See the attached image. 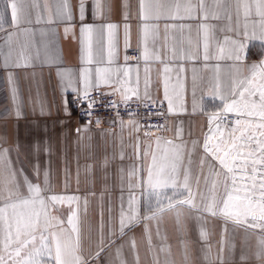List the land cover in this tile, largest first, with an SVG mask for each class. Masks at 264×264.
Here are the masks:
<instances>
[{
    "label": "crops",
    "instance_id": "crops-1",
    "mask_svg": "<svg viewBox=\"0 0 264 264\" xmlns=\"http://www.w3.org/2000/svg\"><path fill=\"white\" fill-rule=\"evenodd\" d=\"M40 9L33 8L30 0L26 3V14L31 24L22 26L24 30H14L11 27V10L5 9L6 31H16L11 49L3 44L6 32H0V149H10V157L17 170L23 169L24 174L33 183H43L44 172H49L51 192L48 194L76 195L80 197L81 247L82 255L88 259L94 256L100 247L104 250L98 260L92 264H119L115 260L116 249L123 245V258L127 264H220L221 241L223 239L224 264H239L241 245L244 241V231L237 229L231 222H225L216 217L207 216V222L189 218L187 210L179 224L173 213L165 212L158 221H141L131 230H126L124 236L118 232L121 207L128 208L129 176L133 169L146 170L155 152L159 161L163 155V143L157 147L156 138L172 140L176 144H186L193 149L192 141H197L195 154L197 159L203 154L202 142L208 132V113L218 111L221 101L209 94L217 79L221 91H226L234 78H238L235 61L227 58L231 48L230 41L236 36L230 28H236V14L233 9V19L226 18L209 20L214 26L215 39L210 45L211 59H204L203 33L199 30L198 19L167 21L169 24H184L170 27L165 32L166 21H160V35L153 44L148 41L149 51L155 50L147 62L141 59L144 44L141 40L138 19V0H130L131 17L125 21L121 10L122 0H112V10L102 17L94 18L91 0H87L85 18L80 20V0H70L72 20L56 18L59 0H39ZM40 22L37 23V17ZM52 20V23H49ZM244 18L241 15L239 27L242 29ZM112 23L117 25L110 36L105 28L97 31L89 40L87 33H81L82 25H102ZM125 24L129 25V34L125 36ZM68 29L67 33L65 29ZM251 32V20H249ZM91 44L93 63L89 64L88 48ZM116 52L115 61L109 64V50ZM264 46L260 40H250L244 50V61L240 67V75H248L246 65L257 64L263 58V53H255ZM225 52L222 58L219 48ZM138 50V57L128 54V50ZM11 51L15 60L20 51L30 56L31 66L28 68L3 67L4 54ZM125 56L128 60L125 61ZM158 57V58H157ZM97 67H111L115 74L120 69V78L128 82V86L136 87L138 83L143 95L146 78L152 98L162 102L167 112V131L164 134L151 135L140 141L137 131L130 127H121L118 123L112 126L97 127L76 118L68 107V96L74 93L61 86L59 73H71L75 81H79L81 70H91L93 78ZM148 69L147 73L145 69ZM217 68L219 71H217ZM168 69V71H165ZM124 70H128L127 76ZM11 72L18 88L17 104L21 115H15L16 109L12 103L7 76ZM165 84L168 94L173 99L175 109L168 113V100L164 97ZM112 87L101 85L102 90H113ZM198 102L193 111V92ZM117 97L120 95L117 93ZM65 101L70 115L65 114ZM201 107L203 110H201ZM43 113V114H42ZM125 121L128 117L123 118ZM87 126V130L77 134L76 129ZM182 128V137L175 136L176 127ZM148 155L145 156V151ZM123 156V159H121ZM107 157V171L101 167ZM94 165L91 174L86 173L85 166ZM40 175L37 176L35 167ZM121 169L123 170L121 172ZM198 171V170H197ZM204 172L208 169L205 167ZM142 173H138L140 175ZM22 179V178H21ZM134 182V181H133ZM192 188L197 192L195 179ZM3 185H0V192ZM199 192L206 196L212 195L211 184L205 186L203 178L199 183ZM218 192L223 194V177L220 178ZM135 194L140 200V215H145L144 194L142 188H136ZM87 198V214L84 212V200ZM199 199V197H198ZM150 202L151 201L150 199ZM55 214L65 219L63 227H67V206H57ZM31 210L20 207L17 213L27 215ZM51 212L52 209L49 208ZM13 210L9 209V215ZM104 225L105 244H99V228ZM109 223L113 232L114 243L107 241ZM145 224L149 229L151 244L145 236ZM43 226V221H41ZM209 233L207 241L200 239V228ZM59 232V228L49 229ZM135 241V250L129 241ZM39 243V232H37ZM232 245L235 248L232 249ZM254 249V237L249 241ZM187 255V260L185 256ZM207 257V258H206ZM249 264H257L252 259Z\"/></svg>",
    "mask_w": 264,
    "mask_h": 264
},
{
    "label": "snow or ice",
    "instance_id": "snow-or-ice-1",
    "mask_svg": "<svg viewBox=\"0 0 264 264\" xmlns=\"http://www.w3.org/2000/svg\"><path fill=\"white\" fill-rule=\"evenodd\" d=\"M28 0H0V32H6L3 44L11 49L13 36L16 31H6L5 9L11 10V27L14 30H24L22 26L31 24L26 14ZM33 8L40 9L39 0H30ZM87 0H80V20L85 18ZM92 14L94 18L102 17L112 10V0H91ZM125 21L131 17L130 0H122L120 5ZM233 9L236 14V28H230L236 38L230 41L231 48L227 58L235 61V70L238 78L231 81L226 91H221L219 80L210 89L209 94L221 101L218 111L208 113V132L205 133L202 142L203 154L197 156L195 148L197 141H192L193 149L189 150L186 144H176L172 140L156 138L157 147L162 143L166 146L161 159L158 161L155 152L152 153L151 163L146 170L133 168L128 172L129 197L128 208L121 207L119 215L118 232L120 236L126 234L141 221H158L165 212L173 213L179 224L181 217L187 215L198 222H207L206 217L212 216L222 219L225 224L231 222L237 229L244 231V241L241 245L239 264H249L252 259L257 264H264V60L259 64L246 65L248 75H240V67L245 59L244 50L250 40L264 42V0H138V19L141 21L140 33L144 44L141 59L145 62L155 55V50L149 51L148 41L153 44L160 35V21H166L165 32L170 27H179L184 24H169L167 21L185 19H198L201 21L199 30L203 33L204 59H211L210 45L214 36V26L207 23L209 20H219L222 17L231 21ZM244 18V25L239 27L240 16ZM56 18L59 20H72L70 0H59L56 9ZM41 17H37V23ZM251 20V32L249 31ZM49 20V23H52ZM117 25L108 23L102 25H82L81 33H87L89 40L97 32L105 28L111 36ZM68 29H65L67 33ZM129 25L125 24L126 46L129 34ZM225 49L219 48L222 58ZM116 58L113 47L109 50V64ZM158 58V57H157ZM128 57L125 56V61ZM89 64L93 63L91 44L88 48ZM31 66L30 56L21 50L18 57L13 60L11 51L4 54L3 67L28 68ZM120 69L115 74L111 67H97L93 78L91 70H81L79 81H75L71 73H59L61 86L65 90H71L77 96V101H87L86 115L91 117L98 101L91 98L93 91H98L101 85L113 87L110 95L119 94V102H110V107L116 110L118 123L123 127H130L133 131H139L140 124L135 119V111L130 110L133 100L144 108L155 106L152 98L149 82L146 78L143 95L138 87L128 86V82L120 78ZM148 69H145L147 73ZM168 71V69H165ZM217 71L219 69L217 68ZM128 70H124L127 76ZM7 82L11 92V99L16 109L15 115L19 118L22 114L17 104L18 88L16 80L11 72L7 76ZM164 97L168 100V113L175 109L174 101L168 94L165 84ZM123 105L128 111V120L119 116V107ZM198 102L193 92V111H196ZM201 110L202 107H201ZM43 114V113H42ZM65 114L70 115L65 101ZM229 114L234 116L230 119ZM159 115V113H156ZM93 123L90 119L89 124ZM97 127L102 121L97 117L94 121ZM157 131H167V125H155ZM87 130V126L76 129L78 135ZM182 128L176 127L175 136L182 137ZM149 133L146 132L145 135ZM10 149H0V264H92L98 260L104 248L100 247L94 256L86 259L82 255L81 247V220L80 197L76 195L48 194L51 192L49 172H44L43 183H33L23 169L17 170L10 157ZM148 151H145V156ZM123 159V156H121ZM109 162L107 157L102 161L101 167L107 171ZM205 167L208 172L205 173ZM94 165L85 166L86 173L91 174ZM198 170V171H197ZM37 176L40 175L39 167H35ZM123 170L121 169V172ZM138 173H142L138 175ZM223 177V194L218 192L220 178ZM22 178V179H21ZM203 178L205 186L211 184L212 195L206 196L199 192V183ZM195 179L197 192L193 191L192 181ZM134 181V182H133ZM238 181L243 184L238 187ZM136 188H142L145 197V215H140V200L135 194ZM243 191L244 195L239 193ZM199 197V199H198ZM151 201L153 202H150ZM67 206V227H63L65 219L56 215L57 206ZM88 201L84 200V212L87 214ZM24 207L31 211L25 215L17 213L16 209ZM49 208L52 211H49ZM9 209L13 214L9 215ZM43 221V226H41ZM59 228V232L49 229ZM39 232V243H37ZM99 244H105L103 222L99 228ZM113 232L109 223L107 241L114 243ZM200 239L207 241L209 233L203 227L200 228ZM145 236L151 244V236L147 224H145ZM254 237V249L249 241ZM135 250V241H129ZM123 245L116 249L115 260L119 264H127L123 258ZM235 245H232V249ZM223 239L221 241V255L218 256L220 264H224ZM207 258V257H206ZM187 260V255L185 256ZM115 264V262H114ZM138 264V258H137Z\"/></svg>",
    "mask_w": 264,
    "mask_h": 264
},
{
    "label": "built area",
    "instance_id": "built-area-1",
    "mask_svg": "<svg viewBox=\"0 0 264 264\" xmlns=\"http://www.w3.org/2000/svg\"><path fill=\"white\" fill-rule=\"evenodd\" d=\"M128 54L130 56L137 58L138 57V50L130 49L128 50ZM113 90H102L99 88L98 91H93L91 93V98L98 101L97 105L93 110V114L91 117L86 115L87 110V101H77V96L75 93H70L68 96V107L71 113L78 118L79 120L89 123L91 119L93 123L98 117L102 123V126H112L118 120L116 110L111 108L110 102H119L120 98L114 95H110ZM130 110H134L136 115L135 119L140 124V129L137 131L138 138L140 141L146 140L151 135H158L164 134V130L161 129L157 131L154 127L155 125H167V112L165 106L162 102L156 101L155 106L151 108H144L137 104L134 100L130 105ZM159 113V115H156ZM119 116L124 118L128 117V111L125 110L124 106L121 104L119 107ZM230 119H234L235 117L232 114H229ZM148 132V135L145 133Z\"/></svg>",
    "mask_w": 264,
    "mask_h": 264
},
{
    "label": "rangeland",
    "instance_id": "rangeland-1",
    "mask_svg": "<svg viewBox=\"0 0 264 264\" xmlns=\"http://www.w3.org/2000/svg\"><path fill=\"white\" fill-rule=\"evenodd\" d=\"M255 53H263V58H261V59L257 62V64H259L260 61L264 60V46L262 47L261 51H260V50H259V51H258V50H255ZM242 184H243V181H238V187L241 186ZM239 195L243 196V195H244L243 191H241V192L239 193Z\"/></svg>",
    "mask_w": 264,
    "mask_h": 264
}]
</instances>
